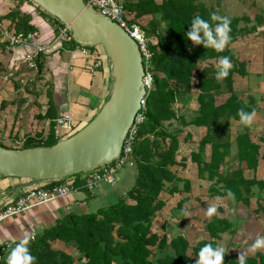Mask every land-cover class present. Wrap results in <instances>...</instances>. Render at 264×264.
Listing matches in <instances>:
<instances>
[{
	"label": "trees",
	"instance_id": "1",
	"mask_svg": "<svg viewBox=\"0 0 264 264\" xmlns=\"http://www.w3.org/2000/svg\"><path fill=\"white\" fill-rule=\"evenodd\" d=\"M123 7L128 23H137L149 40L153 75V86L146 101L145 117L138 127L133 147V162L136 168L134 185L124 195L111 199L106 206L87 213H65L58 217L55 223L43 227L41 231L32 235L34 239L30 240L29 250L37 258L34 264H73L76 260L81 264H195L198 251L204 244L211 243L213 247L217 246L221 235L232 227L231 221L225 216L213 215L206 223L210 238L195 245H191L183 234L167 235L165 222L161 224L162 234L153 227L154 219L166 204L162 197L166 185L171 184L170 193L179 190L176 182L181 181V178L176 175V169L172 168L185 166L184 162L187 160V156L177 159L181 128L171 129L177 124H181L182 127L194 125L205 128L204 134L198 140L197 150L190 151L189 158L196 164L198 177L211 182L208 189L212 195L228 197L227 190L231 189L237 201L248 205L253 186L264 190V177L261 179L255 177L260 145L251 139L249 126L241 124L243 131L238 132L233 141L224 131L227 121L231 119L240 121L238 109L254 111L253 96L250 95L245 102L234 89L233 74L244 76L247 72L245 61L235 56L231 44L238 40L243 32L251 33V28L256 24L250 28L240 26L242 20H249L248 17L227 16L231 20V40L223 51L217 52L205 48L203 42L194 44L185 35L191 30V19L194 16L199 15L208 20L210 27L217 23L210 19V13H217L216 9L204 2L125 0ZM156 14L158 19L153 17ZM146 16L152 17L146 25H141L139 20ZM3 18L10 20L12 26L10 24L8 26L16 31L35 30L30 23V15L21 11L20 2L4 15H0L2 22ZM257 18L260 20L258 25H261L264 18ZM161 25L164 26V30ZM199 35L202 36L203 33ZM72 42L76 43L73 39ZM0 45L8 46L1 41ZM103 56L107 59L104 52ZM221 56H228L233 67L226 78L217 80L214 76L217 70L215 64ZM37 63L40 72L42 63L39 57ZM2 70L0 60V72ZM193 86L196 90L194 99L197 106L188 121L183 115L176 113L175 105L177 102L184 103V97ZM222 93L228 95L223 102L217 103V98ZM55 109L54 103L50 100L45 113L38 115L50 120L46 138L42 139L40 132L39 138L28 135L21 148L50 146L58 141L55 135L57 124ZM94 115H91L83 125L71 128L68 136L84 126ZM187 137L190 139L191 134L187 133ZM207 144L210 146V154L209 159L205 160L204 148ZM228 157L229 160H236L235 167H231V163L226 161ZM245 169L251 170L253 176L247 177ZM80 174L82 173L62 180L73 178V182L79 184ZM62 180L45 181L53 184L61 183ZM48 184L44 186L47 187ZM183 187L184 191L188 192L190 182L183 180ZM185 201L186 197L180 199L177 205ZM257 205V208L264 209L260 203ZM57 240L65 246H74L77 257L71 252L54 248L52 244ZM18 242H10L9 247L5 244L0 245V264H6L8 253ZM237 258L238 256L224 258L223 264H237ZM246 264H264V253L257 251L247 256Z\"/></svg>",
	"mask_w": 264,
	"mask_h": 264
},
{
	"label": "rangeland",
	"instance_id": "2",
	"mask_svg": "<svg viewBox=\"0 0 264 264\" xmlns=\"http://www.w3.org/2000/svg\"><path fill=\"white\" fill-rule=\"evenodd\" d=\"M118 1L123 3L125 0ZM197 1L204 2L208 6L214 7L220 16L235 14L249 17L248 21L241 22V24L246 25V27H249L248 25L250 24H260V20L254 18V15L262 8L261 3L257 1L254 3H252L254 0ZM256 9H258V11ZM46 12L49 16L54 17L56 20L58 19L48 11ZM258 14L262 17L261 13ZM151 17L152 16H146L140 19L139 22L141 25H146ZM153 17L158 19L157 14ZM57 21L60 20L58 19ZM162 30H164V26H162ZM238 42L235 48H239L240 54L243 56L248 58L250 56L251 60H253L256 65L263 57L264 34L261 32L254 33L253 31L251 33L243 32L239 36ZM9 51L7 46L0 45V60L3 66V70L0 72V144L16 148L21 146L23 141L17 143L11 137L8 138L7 135H11L8 130L12 124L17 127V122L23 132H25L27 128L32 129L33 125L37 123L42 126V119L38 118L37 113L38 111H43V106L46 105L44 94L47 91V86L44 84L38 72V67H30L27 62H20V60H15L14 63H12V60L10 61L11 56L9 55ZM216 65L217 64H215V66ZM238 81L235 85L236 88L243 89L245 92L247 91L245 90L247 87L248 91L251 92L247 95H245L243 91L237 92L239 93L238 96H242L245 102L248 101V96L250 95L257 98L256 101H259L260 91L263 89L260 78L252 74L247 78L243 76V78H239ZM193 83H195V81H193ZM195 92L196 90L193 86L192 90L184 97V103L181 104V102H177L175 105L176 113L183 115L188 121L194 114ZM227 95V93H222L218 96L217 101H223ZM261 120L264 121V112L260 113L259 120L257 121ZM178 127L181 128V131L179 132L180 149L177 158L179 159L181 155H186L187 160L184 162L185 166H174L172 168L174 170L176 169L178 176L181 178V181L176 182V187H178L179 190L170 193L169 188L171 184L166 185L167 187L162 194L166 204L154 219V229L162 234L161 224L165 222L167 235L173 236L183 234L187 237L191 245H195L200 241L210 238L206 229V223L213 215L225 216L231 221L232 227L231 230L222 234L221 238L217 241V245H222L227 249L224 258L229 259L233 256H239L241 252H245L247 256L253 255V253L248 252V247L258 236H264V209L257 208V203H260L264 207V190H260L257 186H253V192L248 205L226 196L212 195L211 191L208 189L211 186V182L198 177L196 164L189 158V152L191 150H197V138L201 136L203 130L197 129L194 126L182 127L181 124L172 126L171 129H176ZM224 128V131L227 132V137L232 141L238 132L243 131L241 123L233 119L227 121ZM250 129L251 138L260 145V156L262 152H264V124L260 122L256 123L253 118ZM187 133L191 134L190 139H188ZM204 151H208V145L205 146ZM229 162L231 163V167L236 166V160L230 159ZM223 171H226V166L223 167ZM135 174L136 168L133 160L116 171V186L120 194L126 192L134 185ZM245 175L247 177H252L253 172L249 169H245ZM263 176L264 158L261 161V165L255 171V177L257 179ZM68 179H59L55 181L62 180L63 182H68L70 181ZM183 180H188L190 182V189L188 192L184 191ZM36 184H39V182ZM184 197H186V201L178 206V201ZM109 202L110 199H101L99 196L93 201V203H96L97 207L106 206ZM90 203L85 210H96V207H92ZM211 205L216 206V212L211 217H208L205 215V212L207 207ZM62 245L64 244L62 243ZM63 248L66 252L75 251L74 246L64 245ZM258 251L264 253V248Z\"/></svg>",
	"mask_w": 264,
	"mask_h": 264
},
{
	"label": "crops",
	"instance_id": "3",
	"mask_svg": "<svg viewBox=\"0 0 264 264\" xmlns=\"http://www.w3.org/2000/svg\"><path fill=\"white\" fill-rule=\"evenodd\" d=\"M255 1L261 3L262 10L260 9L258 13H261L262 18H264V0H254L252 1V3H254ZM19 2L21 11L29 14L31 17L30 23L35 27L34 31L36 32L37 41L42 44H52V47L46 53H42L39 55V61L42 63V68L39 73L42 77V80L44 81V84H46L47 86V91L44 94L46 99V105L43 106V111H38L37 116L43 115L45 113L49 101L52 100L56 107L55 121L57 124L55 128V135L59 140L67 137L70 133L69 131L71 128H76L83 125L91 115H94L98 111L102 103L105 101L111 82L108 60L105 59V57L103 56L104 51H102L101 46H97L96 49L98 50V52L100 54L102 53V55L100 56H102L103 64L94 73H90L85 68V64L88 59L82 54L80 50V45L78 43L76 44L72 41H68L53 44V38L56 34V27L58 25V21L54 17L49 16L46 10H43V8L36 5L31 0H0V15H4L6 12L9 11L10 8L14 7ZM256 10L258 11V9ZM258 13L254 15V18L260 17ZM225 16L244 15L226 14ZM3 19V24H10V20L6 18ZM241 22H243V20ZM241 22L240 26H246L241 24ZM248 26V28H250L251 26H254V24H250ZM251 29L254 33L261 32L264 34V21L263 24H256L255 27ZM238 43V40L232 43L231 49L234 51L235 56L239 60L245 61V69L247 74L244 75V77L247 78L254 74L255 77L260 78L261 80L260 83L262 84L263 89L261 91L259 90L261 92L259 95V101H256L257 98L253 97L255 112V116L253 118L256 123L260 122L261 124H264L263 120L257 121L259 120L260 113L264 112V50L262 51L263 57L255 65L253 60H251L250 56L249 58L243 56L242 54H240L239 48H235V45H237ZM7 48L10 50L9 55L11 56L10 61L12 60V63H14L15 60L25 62V54L28 51L32 50L30 47L26 46H17L15 48H9L7 46ZM239 78H243V76L238 75L236 73L233 74L234 89L237 92H244L243 89L235 87L236 82L239 80ZM245 90H247L244 92L245 95L251 93L248 91L247 87L245 88ZM239 97L243 99L242 96L239 95ZM221 102L217 101V103ZM194 106V108H196V102ZM60 117L63 119L64 123H58L57 119ZM38 118L42 119V126L37 123L33 125L32 129L27 128L26 131L23 132L21 127L19 126V123L17 122V127L14 124L10 126L8 131L11 135H7V137H11L15 142L20 143L21 141H24V139L28 135L33 136L34 138H39L38 133L40 132L42 139H45L48 133L50 120L48 118H41L39 116ZM189 126L194 125H188L186 127ZM194 127L203 130L201 136L204 134V127ZM201 136L197 138V142L201 138ZM16 148L21 147L18 146ZM204 153L205 160H208L210 154L209 145L208 151H204ZM263 153L264 152H262V154ZM261 157L262 155H260L258 158L257 169L261 165V161L263 160V158ZM227 160L229 161V157L226 158V161ZM176 175H178L177 172ZM83 177L84 175L81 174L78 176L80 183L83 181ZM68 180L72 181L74 179L70 178ZM26 181V179L17 177L0 176V208H2L6 204L8 197H10V199H15L26 189L25 187H20L13 191L15 185L19 183H24ZM39 184L44 186L45 184L47 185L48 182L40 181ZM124 194L125 192L120 194L119 189L116 186V182L113 185L101 183L93 191H88L87 189L82 188L78 191L70 193L65 197H58L47 201L46 203L33 207L25 213L11 218H7L4 221L0 222V245L5 244L6 242L13 243L20 241L25 235H35L36 233L41 231L43 227H47L55 223L56 219L65 213L92 212L90 210H85V208L90 202H92L90 203V205H92V207H96L97 210L99 207H102H97L96 203H93V201L98 198V196L101 199L106 198L111 200L114 197H118L119 195ZM52 246L54 248L65 250L63 248L64 245H62V242L59 240L54 242ZM71 253H73V255L77 257V253L75 251ZM82 262L84 261L82 260ZM73 264L81 263L77 262L76 260Z\"/></svg>",
	"mask_w": 264,
	"mask_h": 264
},
{
	"label": "water",
	"instance_id": "4",
	"mask_svg": "<svg viewBox=\"0 0 264 264\" xmlns=\"http://www.w3.org/2000/svg\"><path fill=\"white\" fill-rule=\"evenodd\" d=\"M68 23L73 40L101 46L110 68L105 101L93 118L72 135L50 146L10 148L0 145V176L26 179L30 187L95 169L116 159L145 93L144 68L136 41L116 22L83 0H31Z\"/></svg>",
	"mask_w": 264,
	"mask_h": 264
},
{
	"label": "built area",
	"instance_id": "5",
	"mask_svg": "<svg viewBox=\"0 0 264 264\" xmlns=\"http://www.w3.org/2000/svg\"><path fill=\"white\" fill-rule=\"evenodd\" d=\"M86 6L93 8L95 11L103 14L107 18L116 22L122 27L130 37H132L140 50L143 62L144 75L143 84L145 93L140 100V108L137 110L133 122L131 123L127 134L123 140V145L119 156L110 163L102 164L95 169L83 172V181L80 184L72 181L53 183L48 182V186L34 184L27 187L17 198L8 197L6 204L0 208V222L25 213L35 206L41 205L58 197H65L74 191L82 188L93 191L101 183L113 185L116 182L115 173L122 166L133 160V147L138 131V127L145 117L146 101L150 90L153 86V75L151 72V51L149 49V40L144 31L137 23H128L126 20V10L123 3L117 0H83ZM35 31H16L8 25L3 24L0 20V41L5 42L9 48L17 46L30 47L32 50L25 54V62L30 67H38L37 58L40 54L46 53L52 46L42 44L37 41ZM70 26L60 20L56 27V34L53 38V44L72 41ZM80 50L87 57L85 68L94 73L102 65V53L100 54L96 46L80 45ZM64 117V116H61ZM58 118V123H64L62 118ZM32 236V235H31ZM6 247L11 246L10 242L5 243ZM1 258V255H0Z\"/></svg>",
	"mask_w": 264,
	"mask_h": 264
},
{
	"label": "clouds",
	"instance_id": "6",
	"mask_svg": "<svg viewBox=\"0 0 264 264\" xmlns=\"http://www.w3.org/2000/svg\"><path fill=\"white\" fill-rule=\"evenodd\" d=\"M210 19L216 21L215 26L210 27L208 20L197 15L191 19V30L186 32L185 35L188 40L194 44H201L205 48L214 49L217 52L223 51L225 46L231 40L230 36V23L231 20L227 16H220L216 12L210 13ZM203 35H199L200 33ZM233 64L228 56L218 57L216 65L215 79L222 80L229 74ZM240 123L243 126H250L255 116V112L245 111L243 108L238 109L237 112ZM227 196L230 199H235V193L227 190ZM216 212V206H208L205 215L211 217ZM34 239L33 236L25 235L14 247L6 257V264H34L36 257L29 250L30 240ZM264 248V236H258L257 239L248 247V252L255 254L259 249ZM226 248L222 245L213 247L211 243L204 244L198 251L195 264H223ZM247 254L241 252L237 258V264H246Z\"/></svg>",
	"mask_w": 264,
	"mask_h": 264
}]
</instances>
